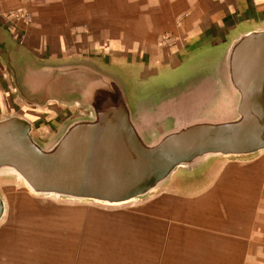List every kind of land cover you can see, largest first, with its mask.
Instances as JSON below:
<instances>
[{"label": "water", "instance_id": "obj_1", "mask_svg": "<svg viewBox=\"0 0 264 264\" xmlns=\"http://www.w3.org/2000/svg\"><path fill=\"white\" fill-rule=\"evenodd\" d=\"M0 60L22 104L56 106L0 115V184L117 206L264 151V22L153 71L37 54L7 28Z\"/></svg>", "mask_w": 264, "mask_h": 264}, {"label": "crops", "instance_id": "obj_2", "mask_svg": "<svg viewBox=\"0 0 264 264\" xmlns=\"http://www.w3.org/2000/svg\"><path fill=\"white\" fill-rule=\"evenodd\" d=\"M261 22L264 0H0V28L37 54L150 71ZM50 109L22 104L0 60V115ZM56 200L21 226L5 201L0 264H264V151L117 206Z\"/></svg>", "mask_w": 264, "mask_h": 264}, {"label": "rangeland", "instance_id": "obj_3", "mask_svg": "<svg viewBox=\"0 0 264 264\" xmlns=\"http://www.w3.org/2000/svg\"><path fill=\"white\" fill-rule=\"evenodd\" d=\"M48 119V117H47ZM17 183H14V182H2L0 184V193L2 195V197L4 196L5 197V200L6 201V214H5V217L4 219H8V223H14V224H19L20 226L23 225V222L22 220H28V221H31V216L29 214H32V213H38L39 212V207L41 205H38V204H35V203H32V202H42V203H55V202H58L56 200L55 197L53 196H42V195H35L33 193H31L26 187H24L23 185H17ZM22 187L21 188H19ZM8 188H12V189H9ZM10 191V192H9ZM12 192V195H10V193ZM16 198H19L20 200H22L24 202V206H22V208H20V211H12L11 209L9 208H13V207H16L15 205L12 207L9 203L13 200V199H16ZM55 198V199H54ZM61 200V199H59ZM68 202H73V201H68ZM9 204V205H8ZM98 204V203H97ZM100 206V205H99ZM104 207H106V205H102ZM13 213L15 214L16 213V220H13ZM18 216V214H20ZM26 214V215H24ZM12 219V221H10Z\"/></svg>", "mask_w": 264, "mask_h": 264}, {"label": "bare ground", "instance_id": "obj_4", "mask_svg": "<svg viewBox=\"0 0 264 264\" xmlns=\"http://www.w3.org/2000/svg\"><path fill=\"white\" fill-rule=\"evenodd\" d=\"M23 184H24V186L27 188V185H26V183L25 182H23ZM17 186V185H16Z\"/></svg>", "mask_w": 264, "mask_h": 264}, {"label": "built area", "instance_id": "obj_5", "mask_svg": "<svg viewBox=\"0 0 264 264\" xmlns=\"http://www.w3.org/2000/svg\"><path fill=\"white\" fill-rule=\"evenodd\" d=\"M178 21H179V19H177V21H176V22H177V23H176L177 25H179V22H178Z\"/></svg>", "mask_w": 264, "mask_h": 264}]
</instances>
